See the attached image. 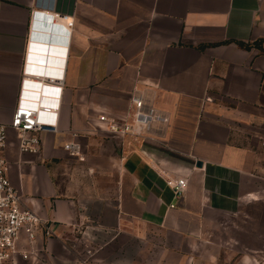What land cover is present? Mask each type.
Wrapping results in <instances>:
<instances>
[{
  "label": "crops",
  "instance_id": "crops-1",
  "mask_svg": "<svg viewBox=\"0 0 264 264\" xmlns=\"http://www.w3.org/2000/svg\"><path fill=\"white\" fill-rule=\"evenodd\" d=\"M33 63L62 78L57 131L20 153L8 128L3 155L51 227L38 264H264L239 249L235 220L264 171V0H0V123ZM134 92L167 116L160 136H113L98 120L127 118ZM167 178L186 179L180 197ZM104 229L101 248L81 237Z\"/></svg>",
  "mask_w": 264,
  "mask_h": 264
},
{
  "label": "built area",
  "instance_id": "built-area-1",
  "mask_svg": "<svg viewBox=\"0 0 264 264\" xmlns=\"http://www.w3.org/2000/svg\"><path fill=\"white\" fill-rule=\"evenodd\" d=\"M37 14L34 15L36 17ZM55 16H49V21ZM65 21V20H64ZM26 61H32L27 59ZM35 61V60H33ZM22 72V92L9 124L0 123V264H38L41 259L40 248L36 246L38 234L45 238L51 236L48 220L41 218L33 210L22 204L19 192L10 184L6 175L7 162L3 155L7 129L13 128L18 134L20 153L39 151L40 132H56L57 116L60 108L62 78L49 68L28 64ZM27 88V89H26ZM98 120L107 125L113 136H160L168 124L167 116L157 110L141 93L134 92L130 97V110L127 118L117 119L99 114ZM154 126H158L154 130ZM63 149L68 155L83 160L81 146L67 142ZM175 197H180L187 185L185 178H167L165 181ZM173 207L174 205H170ZM112 230H90L81 237L99 248L106 245ZM90 250L86 255H91Z\"/></svg>",
  "mask_w": 264,
  "mask_h": 264
},
{
  "label": "rangeland",
  "instance_id": "rangeland-1",
  "mask_svg": "<svg viewBox=\"0 0 264 264\" xmlns=\"http://www.w3.org/2000/svg\"><path fill=\"white\" fill-rule=\"evenodd\" d=\"M264 167V143L259 147ZM252 186L251 193L247 195V201L242 205L238 217L239 230L236 238L241 251L254 252L264 257V171ZM112 187V185H110ZM262 262V260H260Z\"/></svg>",
  "mask_w": 264,
  "mask_h": 264
},
{
  "label": "water",
  "instance_id": "water-1",
  "mask_svg": "<svg viewBox=\"0 0 264 264\" xmlns=\"http://www.w3.org/2000/svg\"><path fill=\"white\" fill-rule=\"evenodd\" d=\"M50 33H47V34H43L42 35V39H41V42H43V44L42 45H40L39 47H38V49H40L39 50V52L38 53H40L41 55H36L35 56V59L36 60H39V61H44V63H47V61H49L50 60V58H49V56H48V52H49V50L50 51H54V47L52 46L53 44H54V42H55V38H53V34H54V31H53V27L51 26V28H50V31H49ZM44 55V56H43ZM201 162L200 161H197L196 162V165L198 166V167H200L201 166Z\"/></svg>",
  "mask_w": 264,
  "mask_h": 264
}]
</instances>
